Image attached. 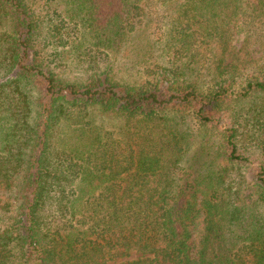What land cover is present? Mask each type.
I'll list each match as a JSON object with an SVG mask.
<instances>
[{"label": "trees", "instance_id": "obj_1", "mask_svg": "<svg viewBox=\"0 0 264 264\" xmlns=\"http://www.w3.org/2000/svg\"><path fill=\"white\" fill-rule=\"evenodd\" d=\"M118 260L264 264V0H0V264Z\"/></svg>", "mask_w": 264, "mask_h": 264}, {"label": "rangeland", "instance_id": "obj_2", "mask_svg": "<svg viewBox=\"0 0 264 264\" xmlns=\"http://www.w3.org/2000/svg\"><path fill=\"white\" fill-rule=\"evenodd\" d=\"M143 35L140 36V39H137L135 37L132 39L130 38V40L126 44H124V46L116 54H112V59L108 58L110 60L101 62L102 65L107 66L109 63H112L116 67L115 72H117L118 74L127 73L130 74L131 78L138 76V62L141 57L138 54L136 46H138L140 42H143L144 38H149L147 33H143ZM13 198H15L16 202H18L20 200L19 193L15 192L13 194ZM119 262L120 260L111 262L110 264H118Z\"/></svg>", "mask_w": 264, "mask_h": 264}]
</instances>
